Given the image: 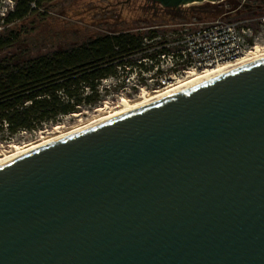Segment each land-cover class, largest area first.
I'll list each match as a JSON object with an SVG mask.
<instances>
[{
	"label": "water",
	"instance_id": "1",
	"mask_svg": "<svg viewBox=\"0 0 264 264\" xmlns=\"http://www.w3.org/2000/svg\"><path fill=\"white\" fill-rule=\"evenodd\" d=\"M0 264H264V60L0 166Z\"/></svg>",
	"mask_w": 264,
	"mask_h": 264
},
{
	"label": "trees",
	"instance_id": "2",
	"mask_svg": "<svg viewBox=\"0 0 264 264\" xmlns=\"http://www.w3.org/2000/svg\"><path fill=\"white\" fill-rule=\"evenodd\" d=\"M54 1L15 0L8 22L31 20L32 25V19L47 16L44 7ZM144 1V11H154L152 16L157 17L159 5ZM152 26L157 25L115 29L42 55H34L29 46L22 45L0 58V134L12 138L21 132H36L82 108L100 105L105 97L99 89L103 80L125 75L127 68L135 64L131 56L141 51L144 38L161 33L143 30ZM20 42L21 33L8 28L0 34V51L13 49Z\"/></svg>",
	"mask_w": 264,
	"mask_h": 264
},
{
	"label": "rangeland",
	"instance_id": "3",
	"mask_svg": "<svg viewBox=\"0 0 264 264\" xmlns=\"http://www.w3.org/2000/svg\"><path fill=\"white\" fill-rule=\"evenodd\" d=\"M243 3L249 7L242 9L243 17L264 14V0H221L215 3L187 5L170 11L158 6L159 10L155 11L157 17L152 16L154 11H144L143 7L147 4L144 0H57L45 5V18L32 19L35 20L32 25L29 20L13 23L8 27L21 33V42L13 49L0 51V58L15 52L22 45L29 46L34 55L62 50L115 29L132 30L148 25L169 26L186 23L200 25L219 18L238 19L241 17L240 12L236 13L234 10ZM262 51L264 53V50ZM125 77L126 75L120 73L119 77L103 80L99 89L105 97L97 107L82 108L78 113L61 117L56 123L48 124L36 132H21L12 138L0 134V159L15 152L17 148L25 149L100 120L123 109L124 100L131 104L146 97L135 91L132 85L139 76L131 74L121 82Z\"/></svg>",
	"mask_w": 264,
	"mask_h": 264
},
{
	"label": "built area",
	"instance_id": "4",
	"mask_svg": "<svg viewBox=\"0 0 264 264\" xmlns=\"http://www.w3.org/2000/svg\"><path fill=\"white\" fill-rule=\"evenodd\" d=\"M15 7V0H0V34L13 24L8 22V16ZM243 8L249 7L243 3L234 10L240 12L238 19L219 18L200 25H157L143 29L161 33L144 38L141 51L131 56L135 64L127 68L121 82L131 74L137 75L138 80L132 84L135 91L150 96L175 88L197 74L264 50V14L243 17Z\"/></svg>",
	"mask_w": 264,
	"mask_h": 264
},
{
	"label": "bare ground",
	"instance_id": "5",
	"mask_svg": "<svg viewBox=\"0 0 264 264\" xmlns=\"http://www.w3.org/2000/svg\"><path fill=\"white\" fill-rule=\"evenodd\" d=\"M261 60L262 61L264 60V53L261 50H257V52L251 53V54L247 55L246 57H244L243 59H241L237 62H234V63L231 62V63L225 64V65L218 66L217 68L210 69L205 73L197 74L193 78L188 80L187 82H185V83H183V84H181L175 88L168 89V90L163 91L161 93L146 96L141 101L130 104L127 100H124L123 101V106H124L123 109L118 110L114 113H111V114L105 116L104 118H102L100 120H97V121L91 122L89 124L83 125L79 128H76L72 131H69L67 133L64 132L62 134H59V136H56V137L51 138L49 140H44L40 143L34 144L33 146L31 145L25 149L17 148L15 152L8 154V155H5L4 157H2L0 159V166L5 165L7 163H10L14 160H17L18 158L25 156V155H27V154L35 151V150H38L40 148H43L44 146H46L48 144H52V143H55L59 140L66 138V137H69L70 135L72 136V135L80 133L82 131H86L87 129H90L92 127H95V126L101 125L103 123L109 122V121H111L115 118H118L124 114H127L129 112L141 109L143 107L154 104L160 100L169 98V97L174 96L176 94L183 93L193 86L199 85L201 83L207 82V81L212 80V79L217 78V77L219 78L222 75L233 72V71L238 70L240 68H243L245 66L254 64V63L259 62Z\"/></svg>",
	"mask_w": 264,
	"mask_h": 264
}]
</instances>
